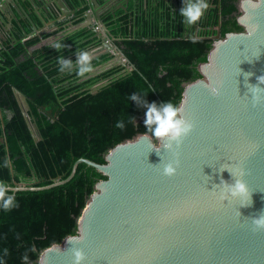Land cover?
Listing matches in <instances>:
<instances>
[{
  "label": "water",
  "instance_id": "1",
  "mask_svg": "<svg viewBox=\"0 0 264 264\" xmlns=\"http://www.w3.org/2000/svg\"><path fill=\"white\" fill-rule=\"evenodd\" d=\"M45 1L49 4L42 7L44 19L47 10L63 19L88 8L74 31L92 24L108 30L104 16L115 18L119 10L128 13L130 7L137 11L141 4L147 9L159 0H80L78 8L69 0ZM241 6L238 22L244 30L222 38L219 29L208 61L201 63L202 77L185 85L179 106L194 127L177 149L180 166L174 176L162 174L172 154L162 141L145 134L110 149L105 164L80 158L66 178L51 184L7 186L17 192L62 185L74 177L81 162L107 176L87 201L77 234L43 250L37 264H72L67 251L72 236L83 238L76 245L86 255L83 264H264V232L254 233L247 219L264 211V103L253 107L244 77L251 73L248 83L256 84L264 75V0H242ZM35 7L36 0H0V47L14 40L15 26L20 27ZM122 56L121 64L130 63L129 71L135 68L123 52ZM24 103L27 124L39 141L41 133ZM230 163L233 171L240 166L247 173L243 179L252 193L251 206L220 199L221 180L234 183L227 170L221 172Z\"/></svg>",
  "mask_w": 264,
  "mask_h": 264
},
{
  "label": "trees",
  "instance_id": "2",
  "mask_svg": "<svg viewBox=\"0 0 264 264\" xmlns=\"http://www.w3.org/2000/svg\"><path fill=\"white\" fill-rule=\"evenodd\" d=\"M238 1L209 0L208 9L190 31L182 22L181 9L165 0L147 9L141 4L137 11L120 10L118 21L108 18V22L135 68L107 79L109 83L97 93L89 87L111 71L78 82L79 77L58 70V57L69 60L84 45L76 43L84 29L64 37L50 33L42 42L35 35L40 22L30 13L20 27L15 26L14 40L0 48V102L13 112L10 121L0 119V183L48 185L58 177L66 178L80 158L105 164L107 153L119 143L152 136L144 124L146 107L129 96L136 93L149 104L170 101L179 106L185 85L202 77L198 65L208 61L213 36L219 29L222 38L244 30L238 22ZM69 2L73 8L82 4L80 0ZM87 9L76 10L75 24L83 20ZM56 42L64 45L59 51L51 47ZM97 61L92 65L103 59ZM14 87L29 99V114L42 137L39 141L18 108ZM121 120L123 130L115 127ZM105 179L96 168L81 162L65 184L43 190H8L19 207L7 212L0 207V264H25V252L29 264H37L43 250L77 234L87 201L96 184Z\"/></svg>",
  "mask_w": 264,
  "mask_h": 264
},
{
  "label": "clouds",
  "instance_id": "3",
  "mask_svg": "<svg viewBox=\"0 0 264 264\" xmlns=\"http://www.w3.org/2000/svg\"><path fill=\"white\" fill-rule=\"evenodd\" d=\"M208 7L209 5L206 3V0H189V2L185 4V7L180 11V15L184 18L182 22L185 25H194L201 19ZM193 42L195 43L196 41L193 40ZM51 47L59 51L64 45L60 42H56ZM76 55L77 60L75 64L63 57H58V70L60 72L66 70L72 71L75 67L77 77L86 78V75L93 71L92 57L86 51H77ZM251 75V73H244L245 87L247 89L246 94L248 95L250 93L252 105L253 107H256L264 103V87H261V85H264V75L257 77L256 84H250L248 83V79ZM210 91L215 95L219 94L218 89L215 87H210ZM144 97L141 98L136 93L129 96L130 100L135 101L138 106L146 107V119L144 121L146 130L150 132L154 138L162 141L163 148L172 154L173 159L164 163L162 169V174L164 176L172 177L176 174V171L180 166L177 149L180 148L183 140L192 132L194 125L183 116L184 109L182 105L176 106L170 101H166L161 105H157L156 103L149 104ZM115 127L123 130L125 124L122 120L117 121ZM233 168L234 166L231 163L222 166L221 172L227 170L231 174L234 183H228L227 181L221 180L218 185L221 188L220 199H237L241 201V207L251 206L252 193L249 192L247 184L243 179L247 173L240 166H235V171H233ZM7 191V186L0 183V207L6 212L19 207L15 195H7ZM247 219L251 220L252 231L254 233L264 232V211H261L257 216L249 217ZM82 239V237L76 236L67 239L69 244L72 245L67 250L71 254L72 264H83L86 259L83 249L76 246ZM7 253L8 250L5 249L4 254L7 255ZM22 260L25 264H29V256L27 252L22 255Z\"/></svg>",
  "mask_w": 264,
  "mask_h": 264
},
{
  "label": "flooded vegetation",
  "instance_id": "4",
  "mask_svg": "<svg viewBox=\"0 0 264 264\" xmlns=\"http://www.w3.org/2000/svg\"><path fill=\"white\" fill-rule=\"evenodd\" d=\"M208 1L209 0H206V3ZM188 2H189V0L188 1L187 0H179L178 2L176 0H172V2L170 1V4L172 3V4L176 5L175 9H178V8L182 9L183 7H185V4H187ZM119 11L117 12V16L115 18L112 16H109L107 14H106L107 16H104V21L106 22L109 31L100 28V26L97 24L95 26H93V24H92V26H87L86 28H81L79 30L73 31L72 27L80 24L84 19L80 23L75 24L74 23L75 18L70 17L69 19L64 20V21L60 20V22H58L56 24L55 29H54L53 33L51 34V35L55 34V36H63L64 37V36L71 35L73 33H76L77 31L84 29V33L80 36L79 40L76 41L77 44L84 43V45L81 48H79L77 51L88 52L92 57V64L94 62H96L97 60L102 61V59H103V61L101 63H98L97 65H94L93 71L88 73L86 75V78H79L77 81L83 82L90 77L98 76L101 73L104 74L106 72L111 71L110 72L111 74L109 76H107V77L103 78L102 80L96 82L95 84L91 85L89 87V88H91V91L94 89V87L96 85H99V84L105 82L107 79H109L111 77H118L120 75H123V74L127 73L129 71V69L131 68V66L128 64V62H126V66H124L123 64H121L118 61V58H122L123 61H125L123 56H122L123 51L121 50V48L119 47V44H118L121 41L120 40L121 38L114 33L113 27H110V25H109L111 23L108 22L109 20L112 22H117L119 16H121ZM131 11H133L132 7H130V12ZM108 18H110V19L108 20ZM188 29H189V31L191 30V25H188ZM35 35H37L40 38V41H42V42L46 39L45 36L42 37L39 35V31H37L35 33ZM30 37H29V39H31ZM3 45H4V43L1 45V47ZM77 51L68 58L70 61L73 62V64H75V62L77 60V55H76ZM100 65H103V66L101 68H98L97 70H94L95 68H97ZM116 69H118V70H116ZM65 72L68 74V76L71 74H74L75 76H77L76 71H75V67L73 68L72 71L66 70ZM86 88H88V87H86ZM15 89H18V88L14 87L13 96H14L15 100L17 101L18 108L22 111L24 118H25V114H24L25 103L24 102H26L29 105V99L25 93H23L20 89H18L24 95H26L27 101H23V99L20 97V95H18L16 93ZM0 100H1V98H0ZM30 108L31 107L29 105L28 113L30 111ZM12 118H13L12 109L6 107V105L3 104V102H0V119L3 120V122H4L6 120L10 121Z\"/></svg>",
  "mask_w": 264,
  "mask_h": 264
},
{
  "label": "crops",
  "instance_id": "5",
  "mask_svg": "<svg viewBox=\"0 0 264 264\" xmlns=\"http://www.w3.org/2000/svg\"><path fill=\"white\" fill-rule=\"evenodd\" d=\"M172 2V0H165V2ZM49 2L45 1V0H36V7L33 9V14L35 17L38 18L41 28L37 31H39V35L40 36H46L50 33H53L55 26L58 22H60V20L64 21L69 19L70 17H74L75 16V12L68 15L67 17L63 18V19H59L56 16H54L53 14H51L50 10H47L46 13L44 12V14L46 15V19H44V17L42 16L41 12H43L42 7L44 5H48ZM30 15L27 14V16H25L26 18L29 17ZM18 28V27H17ZM36 31V32H37Z\"/></svg>",
  "mask_w": 264,
  "mask_h": 264
},
{
  "label": "rangeland",
  "instance_id": "6",
  "mask_svg": "<svg viewBox=\"0 0 264 264\" xmlns=\"http://www.w3.org/2000/svg\"><path fill=\"white\" fill-rule=\"evenodd\" d=\"M241 1H242V0H239V1H238L239 12L237 13V17H239V16L243 13L242 6H241ZM200 67H201V63L198 65V69H199V70H200Z\"/></svg>",
  "mask_w": 264,
  "mask_h": 264
}]
</instances>
